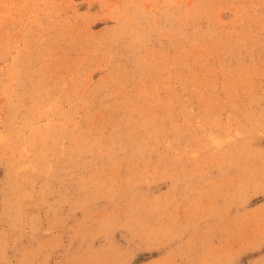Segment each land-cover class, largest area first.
I'll return each mask as SVG.
<instances>
[{"label":"rangeland","instance_id":"obj_1","mask_svg":"<svg viewBox=\"0 0 264 264\" xmlns=\"http://www.w3.org/2000/svg\"><path fill=\"white\" fill-rule=\"evenodd\" d=\"M262 260L264 0H0V264Z\"/></svg>","mask_w":264,"mask_h":264},{"label":"snow or ice","instance_id":"obj_2","mask_svg":"<svg viewBox=\"0 0 264 264\" xmlns=\"http://www.w3.org/2000/svg\"><path fill=\"white\" fill-rule=\"evenodd\" d=\"M232 264H239L238 261H233ZM261 264H264V260L261 261Z\"/></svg>","mask_w":264,"mask_h":264},{"label":"bare ground","instance_id":"obj_3","mask_svg":"<svg viewBox=\"0 0 264 264\" xmlns=\"http://www.w3.org/2000/svg\"><path fill=\"white\" fill-rule=\"evenodd\" d=\"M72 31V30H71ZM63 34V33H62ZM13 76V75H12ZM90 77H91V75H90ZM13 79V78H12ZM91 81H92V79H91ZM81 94V93H80Z\"/></svg>","mask_w":264,"mask_h":264}]
</instances>
